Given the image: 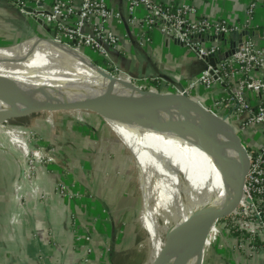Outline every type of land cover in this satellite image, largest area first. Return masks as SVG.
<instances>
[{
	"label": "crops",
	"instance_id": "crops-1",
	"mask_svg": "<svg viewBox=\"0 0 264 264\" xmlns=\"http://www.w3.org/2000/svg\"><path fill=\"white\" fill-rule=\"evenodd\" d=\"M105 1L109 9L117 11L121 16L120 22L111 20L107 24V27L119 37L118 46L111 52V58L134 81H137L136 83L140 84V81L148 79L150 84L147 88L149 89L174 91L176 85L184 86L189 78L198 75L200 69L205 66L203 64L201 67L198 62L193 61L186 49L179 47L175 42L166 41L154 32L144 31L140 22L144 15L143 9L136 10L139 20L131 23L123 0ZM157 1L164 5L188 3L196 8L199 17L210 20L224 19L231 25L243 22L244 13L252 2V0ZM39 2L35 4V0H28V9L47 12L50 8V0H39ZM256 3L249 24V32H251L252 41L261 42V38L264 37V0H256ZM86 30L89 31L90 28ZM51 35V26L38 19L19 14L9 0H0V45L13 46L16 45L15 43H21L33 37L43 39ZM200 40L206 45L212 42L207 37H200ZM218 44L221 49L225 47L222 41H218ZM82 52L93 60H99L87 49H83ZM50 60L56 63L53 58ZM170 81H173L175 85L172 86ZM166 86L168 88H165ZM160 87L162 90L159 89ZM228 92V89L214 86L209 90L194 89L190 97L218 115L240 123V119H237L232 108L223 105L213 108L214 103L225 99ZM36 114L48 116L49 113ZM87 126L88 133L82 137L84 143L78 141V144L73 142L68 144L67 142L65 146H56L58 147L55 148L56 165L41 168L36 182L40 191L51 193L56 182L64 181L72 188L82 190L86 195L85 199L71 202L50 194L46 203L30 202L27 216L22 213L18 204L17 185L20 176L13 163V155L1 149L0 264H77L81 253L74 240L73 231L76 229L92 239L94 264H114L117 256L116 248L117 245L119 247L118 243L121 240L115 233L117 226L114 223L115 211L110 207L117 204L118 200L115 202L112 200L120 194L117 193L119 190L117 192L111 190L112 183L104 180L101 177L103 172L95 169L94 165L99 162V159L97 157L93 159L91 154H88L91 153L88 148L92 145H86L85 136L93 128ZM82 128L85 127L82 126ZM246 131L249 153L264 146V134L260 126H252ZM207 174L212 178L210 165ZM88 175L96 177L97 181L86 178ZM210 183L211 180L207 184L208 187ZM88 195H92L93 198H88ZM116 209L120 212L119 215L123 212L119 206ZM112 223L114 238L111 235ZM258 240L264 247V236L260 235ZM207 243L208 239L205 242V248ZM240 262L241 264H264V250H260L253 258L240 257ZM208 264H232L231 253L224 244L214 249Z\"/></svg>",
	"mask_w": 264,
	"mask_h": 264
},
{
	"label": "built area",
	"instance_id": "built-area-1",
	"mask_svg": "<svg viewBox=\"0 0 264 264\" xmlns=\"http://www.w3.org/2000/svg\"><path fill=\"white\" fill-rule=\"evenodd\" d=\"M9 1L20 14L38 19L52 27V35L42 39L45 42H54L70 49L105 75L152 90L147 88L150 84L148 79L140 81V84L136 83L137 81L112 60L111 52L117 48L119 37L107 24L111 20L120 22L121 16L117 11L109 9L105 0H50L47 12L28 9V0ZM123 1L130 16L129 22L136 23L139 20L136 10L143 9L144 15L140 22L144 31L154 32L166 41L175 42L186 49L196 62L204 61V58L222 50L218 44L219 36L249 31L250 20L257 4L256 0H252L244 13L243 22L231 25L224 19L199 17L196 8L188 3L164 5L157 0ZM39 3V0H35V4ZM87 28L90 30H86ZM200 37H207L212 42L206 45ZM83 49H87L99 60H93L84 54ZM214 86L223 87L229 92L225 99L216 101L213 108L222 105L232 108L246 130L256 125L261 127L264 134V37L261 42H254L250 38L244 40L235 48L233 54L219 60L214 67L205 62V69L189 78L183 88L190 96L194 89L209 90ZM172 92L179 93L176 88ZM0 133L13 136L8 142L12 147L13 163L20 176L17 185L18 204L25 216L29 213L30 202L46 203L50 194L71 202L85 199L82 190L74 189L64 181L56 182L51 193L37 188L39 170L47 165H56L55 147H49V144L48 147H42L34 141L35 135L28 134L23 129L16 128ZM1 149L0 147V151ZM248 161L243 205L224 243L231 253L232 264H241L240 257L253 258L260 250H264L258 240L260 235L264 236V146L250 152ZM73 233L76 245L85 249L82 262L91 264L93 250L89 236L78 229Z\"/></svg>",
	"mask_w": 264,
	"mask_h": 264
},
{
	"label": "bare ground",
	"instance_id": "bare-ground-1",
	"mask_svg": "<svg viewBox=\"0 0 264 264\" xmlns=\"http://www.w3.org/2000/svg\"><path fill=\"white\" fill-rule=\"evenodd\" d=\"M0 77L48 79L58 93H72L75 96L91 93L103 96L100 91L105 88L98 80L96 71L79 54L37 38L11 48H0ZM106 96L135 105L144 103L139 97L122 92ZM103 121L131 156L139 185L143 189L140 222L150 234V243L152 241L146 264H158L164 251V235L168 227L161 229L158 225L157 218L161 211L169 212L172 219L182 217L184 228L177 233V237L189 254L198 237L195 236L196 232L199 229L203 232L207 226L206 223H200L199 215L205 212L209 220L214 214L215 222L222 210L221 204L217 211L211 210L210 202L214 201L212 194L215 191L217 193L220 186L206 145H211L227 166L234 153L233 139L221 131L210 132L201 139L176 116L152 120L111 118ZM209 165L212 178L207 174ZM203 202L206 206L201 205ZM170 207L173 208L171 213Z\"/></svg>",
	"mask_w": 264,
	"mask_h": 264
},
{
	"label": "water",
	"instance_id": "water-1",
	"mask_svg": "<svg viewBox=\"0 0 264 264\" xmlns=\"http://www.w3.org/2000/svg\"><path fill=\"white\" fill-rule=\"evenodd\" d=\"M250 37L251 32L246 30L233 32L227 36H219L218 40L222 41L225 47L216 54L204 58V61L197 62L201 67L205 62L214 67L219 60L233 54L235 48ZM36 38L42 40V38ZM88 65L96 71L98 80L105 85V88L100 91L103 96L96 93L85 96H75L72 93L60 94L48 79L24 77L6 79L0 77V126L8 120L27 117L36 113H72L102 120L111 118L152 120L162 116H176L201 139L210 132L221 131L226 133L234 141V153L227 166L222 163L220 155L213 150L211 145H206L207 154L217 172L220 186L217 193L215 191L214 195L212 194L214 201L209 202L212 203L211 210L213 211H217L220 204L222 205L219 218L214 222V214L209 217V220L207 213L204 212L205 214L199 215L200 223H206L207 226L203 232H200V229L196 232L195 236L198 237L196 239L194 237L195 242L188 254V249H184L181 240L177 237V232L184 228L182 217H179L166 233L164 251L160 255L158 264L210 263L214 249L225 243L243 205V187L249 168L246 129L239 121L231 120L208 110L199 101L188 96L184 92L183 85H176L179 93L167 89L166 91L142 89L129 81L105 75L93 65L89 63ZM203 69L205 66L199 72ZM170 83L172 86L175 85L173 81ZM159 89L162 90V87ZM120 92L139 97L144 102L143 105L130 104L123 100H112L106 96ZM209 202H207V206H209ZM201 205L206 206L205 202ZM111 229L113 237V223ZM207 239L208 243L204 248Z\"/></svg>",
	"mask_w": 264,
	"mask_h": 264
},
{
	"label": "rangeland",
	"instance_id": "rangeland-1",
	"mask_svg": "<svg viewBox=\"0 0 264 264\" xmlns=\"http://www.w3.org/2000/svg\"><path fill=\"white\" fill-rule=\"evenodd\" d=\"M11 47L10 44L0 45V48ZM87 125L93 128L92 131L85 136V139H87V141H85L86 145H92V147L88 148L91 152L88 154H91L93 159L96 157L99 159V162L94 165L95 169H97L96 171L103 172L101 177L112 183L111 190L115 192L119 190L117 193L120 194L119 197L112 200V202L118 200L117 204L111 205L110 207L115 211L114 223L117 225L115 233L118 234L119 240H121V243H118L119 247L117 245L116 248L117 256L114 260V264H146L150 256V244L152 241L150 243V234L143 226L142 222H140L143 207V189H141L142 187L139 185L136 166L131 156L125 146L116 138L113 131L102 119L91 116L84 117L72 113L48 114V116L32 114L27 117L8 120L0 126V130L6 132L16 128L23 129L28 134L35 135L34 141L38 144L40 143L39 145L42 147H48L47 144H49V147L55 146V148H58L56 146H65L64 144H67V142L68 144L70 142H73V144H78V141L83 142L82 137L85 133H88ZM82 126L85 128H82ZM12 138L13 136L11 135H6V133L3 135L0 133V147L9 153L12 147L8 140ZM87 177L88 179L97 181V178H93L92 175H88L86 178ZM122 178L123 180H121ZM152 191L155 193V189ZM188 195L190 198L192 197L191 189H189ZM88 196L91 197L92 195ZM154 198L156 200V197ZM118 206L123 209L120 215V212L116 209ZM172 209L173 208L170 207V213L173 212ZM169 215L171 216L169 212H159L157 221L161 229L167 226V231H169L177 222L178 218L172 219ZM165 236L166 234L164 235V240ZM89 239L94 254L93 242L90 237ZM78 250L81 255L77 264H85L82 262L85 256V249L79 247ZM91 264H94L93 258L91 259Z\"/></svg>",
	"mask_w": 264,
	"mask_h": 264
}]
</instances>
